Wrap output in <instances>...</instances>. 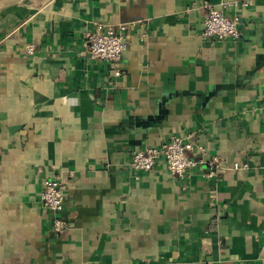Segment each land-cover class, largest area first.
I'll list each match as a JSON object with an SVG mask.
<instances>
[{
    "label": "crops",
    "instance_id": "crops-1",
    "mask_svg": "<svg viewBox=\"0 0 264 264\" xmlns=\"http://www.w3.org/2000/svg\"><path fill=\"white\" fill-rule=\"evenodd\" d=\"M230 1L0 11V264H264V0L226 11L240 19L237 41L200 35L202 4ZM119 24L121 62L90 60L85 34ZM172 136L205 152L189 154L199 163L183 179L163 161L131 169L133 151ZM234 162L248 168L225 170ZM56 178L60 234L39 198Z\"/></svg>",
    "mask_w": 264,
    "mask_h": 264
},
{
    "label": "built area",
    "instance_id": "built-area-1",
    "mask_svg": "<svg viewBox=\"0 0 264 264\" xmlns=\"http://www.w3.org/2000/svg\"><path fill=\"white\" fill-rule=\"evenodd\" d=\"M248 0H235L218 4L203 3L201 8L202 30L201 38L205 41H237L240 38V19L237 14L229 16L228 9H238L247 7ZM192 8L195 6L193 3ZM127 25L119 24L114 27L97 26L94 30L85 34L88 44V57L92 61L118 65L121 62L123 53L126 50L125 31ZM33 45L25 46V53H33ZM121 75V71L116 69L114 76ZM196 148L202 155L205 152L202 148L196 147L191 136H172L167 141L157 147H149L144 150H135L130 155V167L137 173L148 172L158 161H163L168 173L178 179H183L186 172L198 165V160L189 156ZM211 168L220 169L217 159L209 161ZM246 162H234L225 170L239 171L247 169ZM212 173V170L210 172ZM209 173V174H210ZM139 176H135L138 179ZM40 201L52 215V229L56 234L64 231L66 224L60 214L64 206V184L56 179H47L43 182L40 193Z\"/></svg>",
    "mask_w": 264,
    "mask_h": 264
},
{
    "label": "water",
    "instance_id": "water-1",
    "mask_svg": "<svg viewBox=\"0 0 264 264\" xmlns=\"http://www.w3.org/2000/svg\"><path fill=\"white\" fill-rule=\"evenodd\" d=\"M21 0H0V11L4 8L20 2Z\"/></svg>",
    "mask_w": 264,
    "mask_h": 264
}]
</instances>
